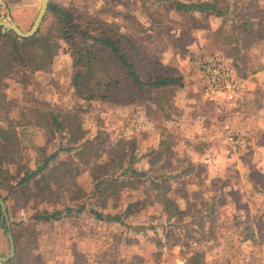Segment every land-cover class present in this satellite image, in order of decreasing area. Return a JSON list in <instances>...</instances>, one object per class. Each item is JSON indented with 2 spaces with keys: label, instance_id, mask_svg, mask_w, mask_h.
<instances>
[{
  "label": "rangeland",
  "instance_id": "1",
  "mask_svg": "<svg viewBox=\"0 0 264 264\" xmlns=\"http://www.w3.org/2000/svg\"><path fill=\"white\" fill-rule=\"evenodd\" d=\"M50 2L76 11L81 23L91 18L95 25L135 39L142 49L138 65L143 77L148 73H173L181 76V84L156 90L151 97H141V92L132 89L119 70L120 76L113 77L122 78L117 91L124 90L123 95L116 96L117 91L111 88L106 92L112 98L86 99L74 84L75 73L85 69L84 62L74 64L72 52L76 44L64 40L48 71L27 74L19 81L9 80L7 92L15 100V116L23 114L20 121L25 124L19 128L25 163L35 169L58 150L50 162L60 166L56 176L69 169L73 172L61 184L52 182L50 177L53 191L40 193L27 206L23 205L24 193L1 189V196L8 197L16 244V257L3 264H186V258L195 251L204 254L205 264H264V77L259 79L260 87L255 86L263 92L252 98L249 105L243 95L242 120L248 123L250 143L235 148L222 131L231 112L225 111L222 96L214 98L205 93L193 63L194 55L224 51L246 71L259 67V61H264V28H258L255 34L251 31L256 30L257 21L264 25V13L254 9L264 8V0H216L219 7L229 5L225 16L178 11L167 2L155 0ZM40 4L41 0H0V18L9 22L11 17L22 30L28 31ZM53 21L54 15L48 11L41 24L44 33ZM246 25L252 29L247 31ZM102 65L115 66L111 62ZM95 79H102L103 83L106 75L94 70L90 81ZM252 111L255 114L250 116ZM40 113L48 114L49 119L52 114L59 119L68 114L74 135L69 127L54 133L42 127L39 132L36 126L25 123L28 117L39 121ZM184 120L195 122L188 129L192 134L183 132ZM75 136L82 138L77 142L81 146L68 150L73 147L70 140ZM131 141L137 146L134 164L139 169L151 166L144 155L148 148L164 150L152 165L153 176L170 173V168L180 171L189 165V158L179 161L176 149L192 146L198 152L195 159L200 164L182 175H191L190 187L193 184L196 197L204 199L198 201L196 212H205L206 221L196 216L173 221L175 237L180 240L167 241L165 232L170 222L158 203L150 204L154 196L126 190L118 198H111L107 207H102L104 202H98L96 196H90L95 182L86 163L88 157L102 161L111 154L113 158L111 148L131 149ZM167 159L171 160V167L166 164ZM60 161L67 165H59ZM198 169L201 176L196 174ZM176 181L172 182L177 187L182 180ZM33 190L36 191L34 187ZM181 197L185 206L192 194ZM82 203L85 207L80 209ZM66 204L72 210L60 220L45 222L34 218L35 213L44 209L66 212ZM94 209L121 214L124 223L99 219ZM0 219L1 256L9 253V241L2 214Z\"/></svg>",
  "mask_w": 264,
  "mask_h": 264
},
{
  "label": "trees",
  "instance_id": "2",
  "mask_svg": "<svg viewBox=\"0 0 264 264\" xmlns=\"http://www.w3.org/2000/svg\"><path fill=\"white\" fill-rule=\"evenodd\" d=\"M155 1L161 3L167 2L171 4L170 7L178 11H197L205 13L206 15L228 13L229 8V5L219 7L216 0H195L192 3L182 0ZM253 6L255 7L256 5L254 4ZM254 9H256L255 12L264 13L263 7H256ZM48 11L54 15V21L53 25L45 33L42 31V26H40L37 33L32 37H20L13 30L3 31L0 26V193L3 188L10 193H24V206H27L31 199L39 196L40 193L53 191L52 184L49 180L50 177L52 178V182L61 184L60 181H63L73 170L69 169L65 173L63 172L59 176H56L61 171L60 166L50 165V162L55 159L59 152L58 150L46 157L43 163L35 169L25 163L22 157V139L19 130L25 124L20 121L21 115L23 114L20 113V117L15 116V100L7 92L9 80L15 79L19 81L21 77L27 74L35 75L42 71H48L59 53V49L62 46L61 41L64 40L72 45L76 44L74 48L75 52H72L74 64L77 65L84 62L85 69L78 70L75 73L74 84L78 87L80 95L86 99H94L97 97L112 98L113 95L106 91L111 88L114 91L118 90L122 78H115L113 76H120L118 74L119 70L122 71L123 75H126L127 84L132 89H135L136 92H141V97H151L156 90H163L170 86L181 84V76L173 73H148L146 77H143L138 65L140 60L138 55H142V49L135 39L122 32H117L112 28L95 25L96 22H93L91 18H86L85 23L83 21L81 23L78 21L81 16L76 11L65 8L57 3L50 2ZM257 23L256 30L253 29L251 31L254 34L259 29L264 28L261 20L257 21ZM245 27L247 31L248 29H252L250 25H246ZM78 39L79 43L76 42ZM110 62L115 64V66L102 65L110 64ZM150 63L152 64V62ZM114 67H116L115 70ZM94 70H101L102 73H105L106 79L103 83L102 79L90 81ZM102 87H104V91L101 90ZM123 91H117L115 93L116 96L123 95ZM39 116H41L38 118L39 121L28 117L29 120H26L25 123L27 125L41 127V129L42 127L49 128L53 133L55 131L62 132L68 127L72 130H70V133L73 132L72 121L68 114L61 119L53 114L51 115V119L45 113H40ZM41 118L43 119L42 121ZM53 125H55V128L52 127ZM81 139L80 136L73 137L70 141L74 145L68 148V150L79 148L81 145L77 142ZM130 147L131 149H126L123 146L121 150H118L114 146L110 149L113 158L110 154L108 158L102 161H96V158L92 160L91 157H88L86 163L89 166L92 181L95 182L90 196H96L97 201L102 200L101 202H104L102 207H107L111 198H118L126 190L136 191L137 195L147 193L151 198L154 196L150 204L154 202L158 203L164 215L167 216V221L170 222V226L168 229L166 228L165 232L168 242L170 240H180V237H175L177 232L176 228L173 227V221H184L186 218L194 219L195 216L199 220L203 219L206 221L205 212L201 209H198L196 212L198 201L204 199L202 197L200 199L196 197L197 192L192 189L193 184L190 187L189 182H193L191 175H182L183 173L189 172L196 164H200L195 159L197 155L195 148L189 146L186 147L187 149L179 148L175 150L176 153L179 150L176 154L179 157V161H183L182 158H189L190 163L185 169L183 168L175 172V169L170 168V173L161 172L153 176L150 175L154 171L152 165L163 156L164 150L156 149L155 147L148 148L144 155L148 158L151 166L148 169H139L134 164L137 150L134 141H131ZM58 164L67 165V162L60 161ZM166 164L171 167V160L167 159ZM199 173L200 171L198 169L196 174L201 176ZM175 180H177L176 182L182 180L177 187L172 182ZM32 185H34L33 187L36 191L33 190ZM83 193L86 192L83 191ZM190 193L192 194V199L187 205L183 206L184 202L181 196L189 195ZM7 199L8 197L5 195L4 200L6 201ZM202 204L205 203L202 202ZM65 206L66 212L63 209H56L55 211L44 209L43 211L35 213L34 218L38 221L45 222L60 220L70 214L68 212L72 210L70 205L66 204ZM84 207L85 204L82 203L80 209ZM94 213L99 219L124 223V218H122L121 214H107L99 209H94ZM1 214L0 209V217ZM156 227L158 225H155ZM186 264H205L204 254L200 251L191 253L186 258Z\"/></svg>",
  "mask_w": 264,
  "mask_h": 264
},
{
  "label": "built area",
  "instance_id": "3",
  "mask_svg": "<svg viewBox=\"0 0 264 264\" xmlns=\"http://www.w3.org/2000/svg\"><path fill=\"white\" fill-rule=\"evenodd\" d=\"M193 63L199 70V79L205 93L210 97H223L224 109L231 117L224 121L223 135L235 148H244L250 143V129L243 121L244 85L235 65L222 53L194 55Z\"/></svg>",
  "mask_w": 264,
  "mask_h": 264
},
{
  "label": "water",
  "instance_id": "4",
  "mask_svg": "<svg viewBox=\"0 0 264 264\" xmlns=\"http://www.w3.org/2000/svg\"><path fill=\"white\" fill-rule=\"evenodd\" d=\"M50 0H41L40 9L38 14L28 31H24L20 28V26L10 17V21L8 22L6 18H0V26L3 31L13 30L20 37H32L39 30L49 8ZM0 209L2 213V219L7 223L6 235L9 241V253L7 255L0 256V264L8 262L11 260L16 254V244L13 236V232L11 230V222L9 219L8 206L4 198L0 194Z\"/></svg>",
  "mask_w": 264,
  "mask_h": 264
},
{
  "label": "crops",
  "instance_id": "5",
  "mask_svg": "<svg viewBox=\"0 0 264 264\" xmlns=\"http://www.w3.org/2000/svg\"><path fill=\"white\" fill-rule=\"evenodd\" d=\"M247 5H249V4H247ZM228 11H229V8H228ZM220 15L221 16H225V15H228V13H224V14H220ZM215 52H219V53L224 54L229 59V61H231L235 65L236 70H237V72H238V74L241 77V80L243 82V85H244V91H243L244 92V96L247 98L248 105H249L250 104V101L252 100V98H256L258 96V93H262L263 92L262 89H258L260 91H258L257 89H255V86L256 87H260L259 84L261 83V80L259 81V79L262 78V77H264V61H259L260 66L257 67L256 69L252 70V72H249V71H246V68L243 65L240 66L238 64L239 61L234 60L235 58L232 57L230 55V53L224 52V51H215ZM243 70H244V72H242ZM9 87H8V89H9ZM263 89H264V86H263ZM253 114H255L254 111L250 112V116L251 115L253 116ZM193 123H195V122H193V121L192 122L191 121L189 122L187 120H184L181 123L183 125V132H185L187 130V132L189 134H192V133L189 132L188 129L191 128V127H193ZM36 129L39 132H41V128L36 127ZM251 129H252V127H251ZM187 137H189V135H187ZM195 153L198 155V152L195 151Z\"/></svg>",
  "mask_w": 264,
  "mask_h": 264
}]
</instances>
